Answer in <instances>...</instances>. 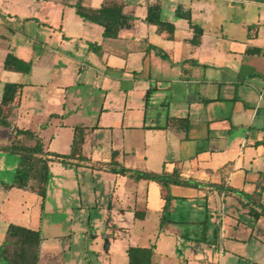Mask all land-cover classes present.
Masks as SVG:
<instances>
[{
	"label": "crops",
	"instance_id": "0c3cea01",
	"mask_svg": "<svg viewBox=\"0 0 264 264\" xmlns=\"http://www.w3.org/2000/svg\"><path fill=\"white\" fill-rule=\"evenodd\" d=\"M51 1L63 6L57 12L44 14L43 25L50 27L47 39L36 48L32 46L31 57L10 49L26 61L31 58L30 70L22 73L3 68L5 83L21 84L14 98L16 105L10 108H13L10 129L32 128L45 150L64 154L70 151L73 128H84L82 154L86 160L70 166L55 161L48 164L44 209L51 192L56 195L57 208L68 215L66 220L70 222L74 209L79 212L101 208L98 217L101 216L105 226L112 227L111 238H116V233L134 222V208L139 201L147 203V193L127 190L114 180L106 197L96 188L83 197L80 187L75 188L65 178L72 168L107 170L112 158L130 169L140 167L152 172L179 169L183 179L206 189L203 194L206 207L208 195L214 191L223 203L227 194H239L234 196L241 205V214L247 215L248 207L242 205L244 199L239 190L258 192L264 204V0ZM78 1L92 8L104 2H119L123 12L131 17L120 28L118 37H104L102 26L76 13L73 5ZM155 1L160 3V19L172 26L159 27L145 21L147 5ZM178 12H189L193 25L200 28L195 42L194 28ZM56 29L54 46L49 40L57 33ZM33 75L39 79H32ZM10 129L9 142L13 139ZM238 171H243V175L238 178L239 183L231 185ZM12 188L4 192L10 193ZM170 195L173 222L163 228L159 226L167 236L161 239L160 233L154 243L146 245L153 246V264H167L168 257L178 264H189L195 260L194 243L218 249L219 237L223 245L222 264H226L228 256L239 263L242 255L236 250L242 242L255 241L256 247L264 251L263 236L252 232L240 237L235 230L231 234L225 232V215H231L237 227L241 214L229 213L223 207L215 242L196 240L193 226L202 220L187 213H179L178 217L172 214L179 197L192 199L197 195ZM100 198L105 202L99 204ZM3 203L0 199V205ZM18 217L21 221L4 223V237L10 222L38 229L41 236L38 264H75L68 257L65 259L72 250L71 237L68 244H57L61 242L59 236L54 235V240L44 237L41 224L30 225L23 210ZM145 217L146 213L142 220ZM263 217L264 214L254 222ZM61 238L65 239V235ZM225 239L230 242L228 246ZM85 241L86 238L79 246L84 252ZM135 245L138 244L122 248L121 262L116 261V256L113 260L109 257L114 253L110 246L106 250L110 258L106 264H128L126 249ZM78 262L85 264L86 256L82 255ZM253 264L260 263L253 261Z\"/></svg>",
	"mask_w": 264,
	"mask_h": 264
},
{
	"label": "rangeland",
	"instance_id": "374dc122",
	"mask_svg": "<svg viewBox=\"0 0 264 264\" xmlns=\"http://www.w3.org/2000/svg\"><path fill=\"white\" fill-rule=\"evenodd\" d=\"M51 0H0V96L3 92V86L5 83V75L3 73V59L8 51L13 48L15 54H19L25 57H31L30 52L33 45L35 48L41 41L47 39L48 29L47 24L43 25L44 14L46 11H59L63 6L62 3L57 2V5H53ZM69 6L66 5V10ZM13 32H11V30ZM52 35L50 43L52 42L56 46V34ZM51 32V31H50ZM31 64V58L27 60ZM21 76H25L24 74ZM32 79H39V77L32 76ZM12 109L8 111L9 123L12 118ZM6 113V112H5ZM10 127L0 125V143H9V130ZM27 144L31 141L27 140ZM89 157L87 156V159ZM18 161V156L13 153L0 149V199L4 201L0 205V245L5 238L4 223L8 221L19 222L21 218L18 217V213L23 210L25 214L29 216L27 222L30 225L38 226L41 224L42 234L44 237H48L52 240L54 235L59 236L61 242L57 244H68V237H71L72 245L75 246L71 253H66V258L73 263L82 264L80 258L82 255L86 256V263L88 264H106L109 259L115 257L116 261L121 262L122 248L127 245H149L154 243L157 236L162 232L160 231L158 219H159V207L162 204V195L166 192L169 194H175L178 196L192 195L197 196L192 199L182 198L176 201V208L173 212V217H178L179 213H187V215L194 219L204 220L208 222L207 234L210 238H213L214 231L219 230L218 220L220 214L223 213V208L229 213L241 214L242 208L238 201L239 196L236 192L234 194H227L226 201L223 203L219 195L214 193L209 194V200L207 207L204 205L206 198L203 194L206 193V189L197 188L187 184H171L167 188H163L153 180L140 179L138 182L133 181L125 175L114 173L108 170L102 171L101 169L92 170L87 167H82L78 170L72 168L71 171L65 173V178L74 184L75 188L80 187L83 197H87L92 194L94 188L97 191H103V198L106 197V193L113 185V181L117 180V186H123L127 190L143 191L147 193V203L139 201L134 210H144L146 217L144 220L141 218H135L134 222L128 223V229L122 230L116 233V238H111V226H105V222L98 217V213H102V209H83L72 210V222L66 220L68 215L64 214L62 210L57 207L56 195L51 192L46 200V208H41L39 196L30 191H24L17 188L7 187L10 183L15 167ZM98 164H101L98 162ZM127 165V162H126ZM137 170L147 171L143 168H136ZM243 175V171H238L237 175L231 179V185L239 183L240 177ZM239 178V180H238ZM32 183V182H31ZM12 188L10 193H5L4 189ZM226 189V188H225ZM77 190H75L76 192ZM196 191H199L198 193ZM225 192V191H224ZM223 192V194H224ZM5 194L7 198H5ZM77 194V192H76ZM98 194V193H97ZM98 196L101 197L100 193ZM99 199V204L105 202L104 199ZM196 203H199L197 206ZM22 204V206H18ZM223 207V208H220ZM186 210L187 212H184ZM90 219H86L88 215ZM224 229L227 234H231L235 231L238 232L240 237L248 236L253 232L254 235L264 237V217L258 222H254L247 217L246 214H241V220L236 227L233 224V218L231 215H225ZM243 219H246L244 222ZM237 221V219H235ZM235 226V227H234ZM195 230H198V226H193ZM103 233H107V237H103ZM127 233L129 235H127ZM65 235V239L61 237ZM61 236V237H60ZM161 239L167 235L161 233ZM220 236V235H219ZM218 236V237H219ZM86 238V250L85 252L79 247L82 244L83 239ZM95 239L97 240V246L95 245ZM57 240V239H56ZM218 249L203 245L201 243H194L192 255H194V261L189 264H222V238H218ZM230 242L226 239L224 244L228 246ZM256 242L241 243L236 250L238 254L242 255L241 260L237 263V259L233 257H226V264H253L256 261L260 264H264V251L256 247ZM92 245V246H90ZM96 246V247H95ZM111 246L114 253L107 256L106 250ZM161 251L163 250L160 244ZM126 258V256L124 257ZM198 259V260H197ZM113 260V259H112ZM167 264H178L177 260L172 258H166ZM249 260V261H248ZM124 262V261H123ZM85 263V264H86ZM0 264H7L3 257L0 256Z\"/></svg>",
	"mask_w": 264,
	"mask_h": 264
},
{
	"label": "trees",
	"instance_id": "16d2710c",
	"mask_svg": "<svg viewBox=\"0 0 264 264\" xmlns=\"http://www.w3.org/2000/svg\"><path fill=\"white\" fill-rule=\"evenodd\" d=\"M73 7L76 13L85 20L94 22L102 26L103 36L116 38L122 26L126 25V21L131 17L123 12L122 4L119 2H104L98 8L86 7L81 2H76ZM179 14V12H178ZM186 18L188 23L194 28L195 37L201 33L200 28L193 25L190 13H180ZM147 23H153L159 27H168L172 24L164 22L160 19V3L155 1L147 5V13L145 17ZM90 45H92L90 43ZM162 56L164 54H161ZM30 62L16 56L12 51H8L3 60V68L16 72L27 73L30 70ZM21 88V84L6 82L3 86V92L0 97V125L10 127L8 121V111L14 107V98ZM6 112V113H5ZM13 139L6 145L0 144V149L9 153L16 154L18 161L15 167L14 175L6 187H16L21 189H29L35 192L40 198V206L43 208L44 198L46 195V184L48 181V164L50 161L60 163L62 166H70L78 164L79 161L86 160L82 154V144L84 142V128L75 126L73 128V138L70 151L68 153H58L51 150H45L44 144L37 131L32 128H19L13 126L10 129ZM27 140L31 141L27 144ZM114 152H112L113 155ZM108 171L128 175L134 180L140 179L153 180L163 188H167L171 184H187L198 186L197 182L190 179H183L180 171L174 168L172 171L163 169L161 172L141 171L124 167L115 159H111L108 163ZM32 182V183H31ZM218 185V184H215ZM244 201L242 205L248 207L247 215L257 221L264 214V204L260 201L258 192L247 193L239 190ZM173 196L169 193L163 195V204L160 208L159 226L163 228L165 225L172 223L171 216V200ZM144 210H134L135 218H143ZM194 225L199 229L195 230V238L204 243L215 242L214 231L213 238H209L207 234L208 222L206 219L195 222ZM40 231L23 225L10 222L6 228V237L0 246V256L4 258L7 264H38ZM128 264H153L154 250L153 246H129L126 249Z\"/></svg>",
	"mask_w": 264,
	"mask_h": 264
}]
</instances>
